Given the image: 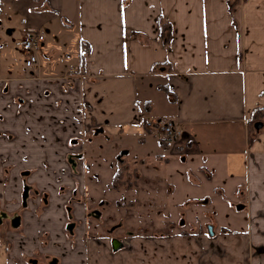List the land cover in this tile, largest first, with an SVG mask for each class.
<instances>
[{
	"label": "crops",
	"instance_id": "obj_1",
	"mask_svg": "<svg viewBox=\"0 0 264 264\" xmlns=\"http://www.w3.org/2000/svg\"><path fill=\"white\" fill-rule=\"evenodd\" d=\"M159 17L170 26L167 43L160 37ZM25 29L44 36L31 67L21 53ZM41 50L45 59L61 56L64 67L57 72L40 58ZM152 86L167 89L163 113L181 133L175 148L164 149L182 162L177 166V160L171 164L165 158L166 165L173 166V173L179 167L199 179L211 178L218 189L229 186L237 200L233 207L241 206L248 220L240 222V229H223V249L215 253L209 239L216 235L214 224V235L207 239L200 224L180 211L179 226L188 221L192 228L140 238L139 253H148L149 264L162 256L167 264H264V0H0V167L6 162L21 166L23 154L37 168L64 167L66 154L78 148L71 139H86L91 132L135 142L161 161V151L148 146L153 139L163 147L160 127L146 132L142 123L152 112L143 108L151 101ZM142 164L133 163L135 175L129 171L137 178L135 191L143 196L159 192L152 177L141 184ZM1 195L10 198L12 192L7 188ZM54 220L59 249L68 245L59 228L63 213ZM35 234V229L28 232V252L54 254L56 246L50 242L44 248ZM13 241L8 253L0 243V264L17 259L25 264ZM202 241L213 247L212 252L205 249V257L193 251ZM79 247L78 257L66 256L63 264H97L106 254H121L104 241ZM136 247L131 250L134 264L143 256ZM124 258L108 260L131 262L132 257Z\"/></svg>",
	"mask_w": 264,
	"mask_h": 264
},
{
	"label": "rangeland",
	"instance_id": "obj_2",
	"mask_svg": "<svg viewBox=\"0 0 264 264\" xmlns=\"http://www.w3.org/2000/svg\"><path fill=\"white\" fill-rule=\"evenodd\" d=\"M41 57L45 61L48 60L47 63H51L57 72L59 68L64 67L61 63V59L63 60L61 56H53L49 59H45L43 58L41 50L40 58ZM73 60L74 58L68 60L71 66ZM62 70H64V68H62ZM23 71L25 72L24 67ZM151 91V101L148 103L147 107L151 108L152 112L149 113L146 118H148V121L152 124H159L156 125V127L153 126L152 128L155 132H158L157 128L164 125L168 121L167 117L163 113L166 110V98L164 92L158 89L156 90V87L153 89L152 86ZM121 139L122 138H111L95 132L87 134L86 139L79 137V144H82L83 148L82 159L85 163V170L82 168V165L72 171L73 166L69 163L64 167L50 169V171H48L49 174L48 177H46V181L48 184L49 181L52 182V184L54 183L53 185L58 187L56 190L52 187L47 190H43L42 188H39L40 190H36V187H38L37 183L38 185H41L39 173L37 171L40 172V170L42 171L43 169L37 170V168H26L27 165L25 163H22V166H12V163H4L3 167H0V213L5 212L7 216H3V218H1L0 243H2L6 238L8 231L9 233L14 232L17 235L24 236V229H27V227L29 229L28 232L33 229L37 231V234L35 235H37L38 238L36 239L44 248L49 246L50 241H55V243H57L58 225L56 220L59 222L62 218L61 215H59V217L54 220V217L60 214V212L63 213V211L59 208L60 206L62 209L65 205H71L77 215H79L83 209L88 208L83 214H87L89 224L87 230L84 231L83 228L84 234L81 236L83 237L82 240H86V242L90 237H95L100 233H102L100 239L107 238L105 234L106 229H110L116 225L118 226L113 234L117 238L125 235L123 237L125 238L124 240H128L126 235L129 234V232H134L135 236L140 235L131 240V247L129 246L125 249H121L119 252L121 253L120 255L117 254L111 257L106 254L102 258H97L96 254L88 253L89 258L96 257L97 264H99L100 261H102V264H110V260H108L110 258L123 259L125 257L124 259H126L127 256H130L132 259L129 264H134L132 261L133 256L131 254V250H134L135 246H137L136 248L138 249V253L139 251H142V248L139 246L141 245L140 243L144 242V240L140 238L146 237V234L153 236L158 235L160 231H162L161 233L168 235L175 234L183 229L186 231L192 228L187 225L188 221L184 227L179 226V222L181 221L179 218L180 211L184 213L186 212V217L188 216L189 218L190 216L195 224H200L201 227L200 230H198L200 232L203 231L204 234H206L207 239L209 235L206 233L205 225L206 223H211L208 225L212 226L214 224V230L216 228V235L214 237H209V239L213 240L215 243V253L223 249L220 248L219 245L221 242V235L222 238L223 235H227L226 233H221L223 229H240V222L243 220L246 222V220H248L246 211L242 209L236 210L237 206L236 209L233 207L237 200L233 199V196L229 193V186L226 189H218L215 187V182L211 178H206V180L199 179L197 175L193 173L194 171L188 172L185 168L181 171L178 167L179 171H177V173H173V166L166 165L167 163L165 162V158L169 159L171 164L173 163V160H177L178 163L173 164L177 166L180 165L182 159L170 157L167 154V150H165L164 147H160L153 139H150L148 146H151L153 150L156 148L161 151V161L156 160L154 152L151 151L146 153L147 150H142V148L135 142H122ZM159 150L157 153H160ZM175 154V156L181 157L180 153ZM134 160L135 162H133ZM140 162L143 163V167H139V171L141 172V184L145 183L146 178L152 177L155 179V184H153V186L160 188L159 192L147 193L146 198V196L137 193L135 189L118 191L111 189V177L120 165L130 163V165L127 164V166L129 167V171H132L133 163ZM194 162L195 161L190 164L191 168L194 167ZM26 171L28 175H26ZM70 173H74L75 175L70 176ZM82 173L83 176L80 177L77 182L75 177L77 175H81ZM192 176L196 177L197 182L191 178ZM11 178H13L12 181L14 183L16 181L17 183L18 181L20 182L17 184L16 188L15 186H6L8 181L11 182ZM14 178H16V181ZM23 185H28L31 188L26 197L27 199L25 200V205H23L21 198ZM8 187H12V196L10 198H3L1 194L4 193V189ZM75 187H78V195L76 193L70 200L67 199L70 201L68 204H64V199L60 197L53 198L55 192L59 194H71ZM153 196L155 199H150ZM44 198L46 199L45 202L43 201ZM51 198H53L52 202L59 203L58 207L54 210V214L52 213V205L49 207L46 206ZM129 201H135L130 209L125 206ZM101 203H103L101 208L102 216L100 221H96L95 217L89 216V208H99ZM117 204L122 206L118 207ZM203 204H206L207 207H198ZM29 212L37 219H31ZM14 218L17 220L15 222V224L17 223L15 227L12 225ZM66 220L65 222L67 224L69 219L67 221ZM95 223L98 225V228ZM25 225H27V227H25ZM76 226L77 225H75V228ZM59 228H61V233L65 232V234L68 235L66 225L63 227L62 224ZM73 228L74 226H72L71 234L73 232ZM75 228L74 230H76ZM196 231H190V233H194ZM153 237H150L149 241L153 240ZM69 240L71 241L69 248L72 252L74 251L73 254H75L77 247L76 239L74 236L70 235ZM208 247H210L212 252V245L210 244L209 246H205V241H202L198 247H193V251L195 253L199 252L201 256L205 257L203 252ZM31 251H33V254L24 255L29 262L31 259H37L38 264H43L46 262L47 256H49L46 254V251L41 249L34 248L31 249ZM122 254H124V257ZM138 255L143 254L139 253ZM149 255L152 256V253ZM2 256L3 255L1 254V257ZM147 257L148 253L142 256V263L138 261L137 264H149L146 262ZM165 259L166 258L162 256V259L157 258L150 264H167L166 262L168 261ZM91 264H94V260Z\"/></svg>",
	"mask_w": 264,
	"mask_h": 264
},
{
	"label": "flooded vegetation",
	"instance_id": "obj_3",
	"mask_svg": "<svg viewBox=\"0 0 264 264\" xmlns=\"http://www.w3.org/2000/svg\"><path fill=\"white\" fill-rule=\"evenodd\" d=\"M95 133H97V132H95ZM71 145L72 146H78V148H77V150H73V152L72 153H70V156H69V153H67L66 154V157H65V160H64V166H66V165H68V163L69 164H72V171H73V169H75V168H77V165L78 166H82L83 165V169L85 170V163H84V160L82 159V150H83V148H82V144H79V137L77 136V137H73L72 139H71ZM23 157H22V161H21V164L22 163H25L26 165H27V167L26 168H37V167H35V166H32L31 164L33 163L32 161H30V160H28V158H26L27 156H28V154H23L22 155ZM78 161H80V162H78ZM20 164V165H21ZM122 165H124V164H122ZM122 165H120V166H122ZM127 165V164H126ZM22 166V165H21ZM119 166V167H120ZM38 169H43L42 171L40 170V172L39 171H37L38 173H39V180L41 181V185H38V183H37V186L38 187H36V190H40L41 188L43 189V190H47L48 188H50V187H52L53 189H55L56 190V188H58V187H56L55 185H52V184H48L47 183V181H46V177H48V171H50V168H48V167H43V168H37V170ZM84 170H83V172H84ZM117 170V169H116ZM115 173V172H114ZM19 174V173H18ZM83 174V173H82ZM26 175H28V173H27V171H26ZM71 175H75L74 173H70V176ZM114 175V174H113ZM112 175V176H113ZM19 176H20V174H19ZM79 176H82V175H77L76 177H75V180L78 182V180H79ZM21 177V176H20ZM22 178V177H21ZM12 179L13 178H11V182H7V185L6 186H15V188H16V186H17V184L18 183H20L19 181H18V183H17V181H16V178H14V180L16 181L15 183L12 181ZM111 179H112V177H111ZM46 183H47V185H46ZM44 185H45V187H44ZM110 185H111V181H110ZM54 186V187H53ZM79 186V185H78ZM9 188V187H8ZM11 188L12 187H10L9 188V193L11 194ZM40 188V189H39ZM7 189V188H6ZM112 189V188H111ZM29 190H31V188L28 186V185H23V187H22V192H21V198H22V203H23V205H25V200L27 199L26 197H27V195H28V192H29ZM42 190V191H43ZM114 190V189H113ZM125 190V189H124ZM131 190H133V189H131ZM118 191V190H117ZM77 193V195H78V187H75V189H73L72 190V192H71V194L70 193H64V194H59V193H56L55 192V194H54V197L53 198H55V197H60V198H62V199H64V204H68L70 201H68L67 199H71L75 194ZM63 197H66V198H63ZM53 198H51L49 201H48V203L46 204V206H50V205H52V213L54 214V210H55V208L56 207H54L55 205L53 204V202H52V199ZM136 200H138V199H136ZM43 201L45 202L46 201V199L44 198L43 199ZM134 202L135 201H129L125 206H127L129 209L133 206L132 204H134ZM102 205H103V203H101L99 206V208H89L90 209V214H89V216L90 217H95V220L96 221H100V218H101V216H102V211H101V208H102ZM117 206L118 207H121L122 205H120V204H117ZM58 207V206H57ZM60 208V210H62L63 211V218H64V221H63V227H65V225H66V230H67V232H68V235H66L65 234V232H63L64 234H65V241H67L68 242V245H66L65 247H60L59 249H58V247L56 246L57 245V243H59V242H61V241H59L58 240V242L57 243H55V241H50V242H52L55 246H56V248H55V253L54 254H49V256H47V259H46V262L45 263H43V264H63V260H64V258L66 257V256H77L78 257V255H79V252L81 251V249H80V247H79V245H87V244H91V243H98V242H101V240H104V242H107L108 244H109V247H110V250L113 252H120L121 251V249H125V248H127V247H129L130 246V242H131V240L134 238V237H137V236H140V235H137V236H135L134 235V232H129V234H127L126 236H127V239L128 240H124L125 238H123L125 235H122V236H120V238H117L113 233L115 232V229H116V227L118 226V225H116V226H113V227H111L110 229H106V232H105V234H106V236H107V238H105V239H100V237L102 236V233H100V234H98L97 236H95V237H90L89 239H88V241L86 242V240H82V238L83 237H81L83 234H84V231L85 230H87V227H88V224H89V221H88V219H87V214H83L87 209H83L81 212H80V214L79 215H77V213H75V211H74V209H73V207L71 206V205H65V207L64 208H62L61 209V206L59 207ZM50 210V209H49ZM3 216H7L6 215V213L5 212H1L0 213V223H1V221H2V219L1 218H3ZM29 216H30V218L31 219H33V220H35V219H37L32 213H30L29 212ZM17 218V217H16ZM16 218H14L13 219V222H12V225H14V227H15V225L17 224H15V222L17 221V220H15ZM66 218H67V220L69 219V221H68V223L66 224V222H65V220H66ZM70 219H71V221H70ZM66 220V221H67ZM92 220V219H91ZM91 222V221H90ZM56 223H57V221H56ZM75 225H77L76 226V228H75ZM95 225L97 226V228H98V225L95 223ZM72 226H74V228L76 229V230H74V228H73V232H72V234H74V235H72L71 234V231H72ZM208 226V225H207ZM207 226H206V233H207ZM25 227H27V225H25ZM83 228H84V231H83ZM212 228H213V226H212ZM214 232V231H213ZM24 233H25V235L24 236H22V235H17V234H15V236H11L10 235V233L9 232H7V236L9 235V238L7 237V238H5L4 240H3V244H4V247H5V251H6V253H8L9 251H10V249H11V247H12V244H13V240H15V242L16 243H18V246H19V251H21V253H22V255H23V257H25L24 255H30V254H33V251H31V249H29V252H28V245H27V243H28V233H27V231H26V229H24ZM70 235L71 236H74L75 237V239H76V242H77V247H76V253L75 254H73L74 253V251L72 252L71 251V249L69 248L70 246V244H71V241L69 240L70 239ZM149 235L150 234H146L145 236L146 237H149ZM141 236H143V235H141ZM97 240H99V241H97ZM30 241V240H29ZM112 242H114L117 246H119L117 249H113V245H112ZM61 245V244H60ZM131 247V246H130ZM25 264H38V260L37 259H31L30 260V262L26 259V257H25ZM45 261V260H44ZM77 261H79V260H77ZM15 263L16 264H20L21 263V260L20 259H17L16 261H15ZM76 264H78V262H76Z\"/></svg>",
	"mask_w": 264,
	"mask_h": 264
},
{
	"label": "built area",
	"instance_id": "obj_4",
	"mask_svg": "<svg viewBox=\"0 0 264 264\" xmlns=\"http://www.w3.org/2000/svg\"><path fill=\"white\" fill-rule=\"evenodd\" d=\"M44 40V36L35 29H25L21 40V53L26 67H31L38 59V49ZM146 128L152 129L153 124L147 122ZM160 141L164 147L175 148L176 140L180 137V131L176 130L171 122L160 126Z\"/></svg>",
	"mask_w": 264,
	"mask_h": 264
},
{
	"label": "trees",
	"instance_id": "obj_5",
	"mask_svg": "<svg viewBox=\"0 0 264 264\" xmlns=\"http://www.w3.org/2000/svg\"><path fill=\"white\" fill-rule=\"evenodd\" d=\"M158 28H159V32H160V37L162 38V40L164 42H168L169 39H170V26L169 24L165 23L162 18H158ZM83 46L80 47V59L81 61L83 60L82 58V53H83ZM164 92H166V94L168 93L167 89L164 90ZM145 105H148L147 102H145V104H143V108L147 106ZM146 111V110H145ZM258 117V115H255L254 117H252V122L254 121V119H256ZM146 120L144 119L142 121L143 125H146ZM146 128V127H145ZM147 129L146 128V132H147ZM161 146L164 147L163 143L160 142ZM134 175L136 174L135 173V170L131 171ZM130 172H129V167L124 164L120 167L117 168V170L115 171L114 175L112 176V179H111V188L114 189V190H131V189H136L138 187V183H137V178L135 177H130ZM183 235H186L187 233L186 232H182Z\"/></svg>",
	"mask_w": 264,
	"mask_h": 264
},
{
	"label": "water",
	"instance_id": "obj_6",
	"mask_svg": "<svg viewBox=\"0 0 264 264\" xmlns=\"http://www.w3.org/2000/svg\"><path fill=\"white\" fill-rule=\"evenodd\" d=\"M260 126H261L260 122L254 124V127H255L256 130H258ZM241 208H242L241 206L240 207L237 206V209H241ZM207 233H208L209 236H213L214 235L212 225H208L207 226ZM112 245H113V249H117L119 247L114 242H112Z\"/></svg>",
	"mask_w": 264,
	"mask_h": 264
}]
</instances>
